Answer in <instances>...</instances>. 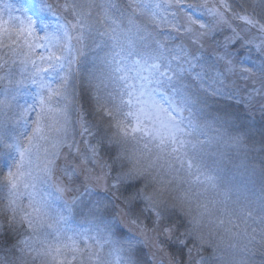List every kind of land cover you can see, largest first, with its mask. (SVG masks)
I'll return each instance as SVG.
<instances>
[{
  "label": "snow or ice",
  "instance_id": "6c2138e0",
  "mask_svg": "<svg viewBox=\"0 0 264 264\" xmlns=\"http://www.w3.org/2000/svg\"><path fill=\"white\" fill-rule=\"evenodd\" d=\"M0 84V264H264V0H20Z\"/></svg>",
  "mask_w": 264,
  "mask_h": 264
},
{
  "label": "trees",
  "instance_id": "16d2710c",
  "mask_svg": "<svg viewBox=\"0 0 264 264\" xmlns=\"http://www.w3.org/2000/svg\"><path fill=\"white\" fill-rule=\"evenodd\" d=\"M51 4L55 7L58 2H62V0H49ZM127 2V0H125ZM189 3L193 2V0H188ZM214 0H209V3H213ZM237 2H241V0H237ZM57 12L59 13L60 10L57 9ZM234 24L239 23L238 21H233ZM89 56H91V53H89ZM73 102L72 104V112H71V118L73 120L76 119V109H78L81 105H83V109L89 113L88 119L91 120L92 116L90 114V101L88 97L87 91L83 88V86L78 81H73ZM235 107V106H234ZM257 120H259V114L256 115ZM79 139V137H77Z\"/></svg>",
  "mask_w": 264,
  "mask_h": 264
},
{
  "label": "rangeland",
  "instance_id": "374dc122",
  "mask_svg": "<svg viewBox=\"0 0 264 264\" xmlns=\"http://www.w3.org/2000/svg\"><path fill=\"white\" fill-rule=\"evenodd\" d=\"M20 0H0V11L6 12L9 10V8H14L16 5H18ZM51 19V17H49ZM17 78H19V73L17 71ZM3 85L0 84V91H2ZM35 89L29 85L28 87L23 89V94L21 95L19 102L24 103L25 100L30 101L31 100V93L34 92ZM72 104H70V116L72 112ZM6 196V193L0 192V209H2L6 203V200L4 197Z\"/></svg>",
  "mask_w": 264,
  "mask_h": 264
}]
</instances>
